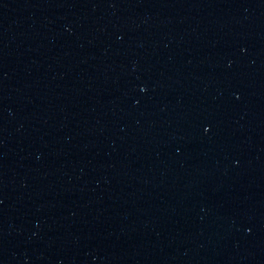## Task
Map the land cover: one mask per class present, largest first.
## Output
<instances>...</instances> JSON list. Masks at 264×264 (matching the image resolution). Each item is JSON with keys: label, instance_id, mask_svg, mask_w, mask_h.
<instances>
[{"label": "water", "instance_id": "95a60500", "mask_svg": "<svg viewBox=\"0 0 264 264\" xmlns=\"http://www.w3.org/2000/svg\"><path fill=\"white\" fill-rule=\"evenodd\" d=\"M0 264H264V0H0Z\"/></svg>", "mask_w": 264, "mask_h": 264}]
</instances>
